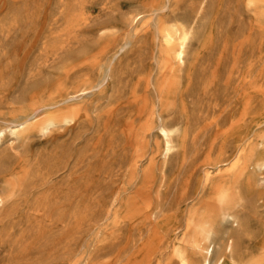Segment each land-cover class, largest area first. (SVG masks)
Returning <instances> with one entry per match:
<instances>
[{
	"label": "rangeland",
	"instance_id": "1",
	"mask_svg": "<svg viewBox=\"0 0 264 264\" xmlns=\"http://www.w3.org/2000/svg\"><path fill=\"white\" fill-rule=\"evenodd\" d=\"M159 27L176 44L188 32L162 112L176 147L164 156L154 128L129 173L122 124L134 91L154 101ZM87 81L92 90L74 93ZM50 102L34 119L79 113L7 130ZM0 129V264H200L205 247L226 262L254 255L264 245V0H0Z\"/></svg>",
	"mask_w": 264,
	"mask_h": 264
},
{
	"label": "bare ground",
	"instance_id": "2",
	"mask_svg": "<svg viewBox=\"0 0 264 264\" xmlns=\"http://www.w3.org/2000/svg\"><path fill=\"white\" fill-rule=\"evenodd\" d=\"M157 5H156V7H157ZM151 8H155V7H151ZM151 10H153V9H151ZM154 10L156 11L157 9H154ZM163 10H164V8H163ZM156 23H157V21H156ZM162 25H164V24H162ZM163 27L162 28L161 27L158 28L159 32L161 34H163L162 36H163V44L164 45L159 50V52H157V54H158V57H157V60H156V64H157L156 65V67H157L156 68L157 69V81H156V85L154 86V94H155L154 101L151 102V104H150L148 102L149 100H147V98L145 96L141 95L140 93L137 94L136 91H134V93L132 94V97L130 99V103H129L130 104L129 107L131 109H130V111H128V115H127L124 123L122 124V129L121 130H122V133L124 135L126 148L129 149L128 153L130 155V161L127 164L129 173H134L136 171V169L140 166L141 161L144 160L143 158H145V154L142 153L141 148H142L143 144L145 143V138H146L147 134L150 133V131L153 130L154 128H156L158 130V132L160 133V135H161L162 151H163L164 156L167 157L171 152L174 151V149L176 147L175 143H174V139L176 138V136L174 137V135H176L178 133V130H175V129L172 130L173 127H172V129H168L166 127L165 122L163 120L162 112H164L163 108H166V105L169 102L168 100H169V97L171 95L172 88H173V85H174L172 77L174 76L176 67L179 64H181L183 62V59L185 58V56H184V53H185L184 52V45H185V42H186V39H187L186 35H187L188 32L186 33V35H183V37L180 40V42L176 44L174 35L172 33H170V31L164 29ZM158 33H157V35H160ZM183 56H184V58H183ZM106 69H107V67H106ZM177 71L179 72V70H177ZM179 78H180V76H179ZM179 81H180V79H179ZM103 83H102V85H103ZM153 85H154V83H153ZM94 86L95 85H93L91 81L90 82L87 81V82L79 85L78 90H76L74 93L83 94L84 92H86V91H88L90 89L92 90V88ZM149 89H151V87ZM57 94H55V95L57 96V99H58V95ZM80 94L72 95V96H69L68 98L75 99ZM170 100H171V98H170ZM247 101L248 100L246 98V102ZM57 105H58V102L43 103L42 105H40L39 107H37V108H35L33 110L32 115L29 118L26 117V119H22L20 121L14 122L10 127H8L7 130L13 135H19V134H21L23 131H25L30 126L29 120L36 118L41 110L48 109V108H56ZM112 106L113 105H111V107ZM234 111H236V110H234ZM78 113L79 112H78L77 109L69 110V111H66V112L57 111L56 114H54V113L50 114V115L48 114V115L42 117L41 119H38V118L34 119L33 124L36 125V126H39L42 129H44L43 128L44 126L47 127L49 125H53L56 122V120H59V119L63 120V122L64 121H73V120H75V116H77ZM231 113H233V112H231ZM116 115H114V117ZM222 117H225V116H222ZM136 121L138 122L137 123L138 125H135ZM68 123H70V122H68ZM206 125H208V124H206ZM210 128H211V126H210ZM30 131H32V130H30ZM227 131H228V128H227ZM4 132H5V129H0V139H1V137H2ZM225 132H226V130H225ZM223 138H224V136H223ZM220 156L221 155H219L218 158H216V160L214 161L215 163H221V161L225 160V159H222ZM148 159H149V161H148L149 165L145 169H143L141 171V173H140V175L142 176V187L140 189V198H141L142 202L144 201L146 203H147L146 200L149 197L150 191H151V189L153 188V185H154V174H153V168H152L154 163L151 162V157H148ZM226 164H228V163H226ZM263 164H264V162H263ZM260 165L258 167H260ZM245 186H246V190H250V189H252L253 185H251L250 183H247ZM261 187H263V186L261 185ZM258 192H259V190H258ZM259 198H261V194L259 195ZM221 214H222V219L227 220V221H228V219H232L234 217V215L232 213L226 212L225 209H224V211H222ZM200 250H204L203 258L200 261V264H211V260L214 258L213 254H212V248L209 249L208 247H205V248H200ZM224 251H226L227 253H230V255L232 254V252H233V241H232V239L228 240L227 244H225ZM182 263L186 264L183 261H182ZM213 264H264V245L262 246V249L258 253L254 254V255H250L247 258L243 259V260L235 261L231 257L230 258V262H226L224 257L218 255L215 259H213Z\"/></svg>",
	"mask_w": 264,
	"mask_h": 264
}]
</instances>
